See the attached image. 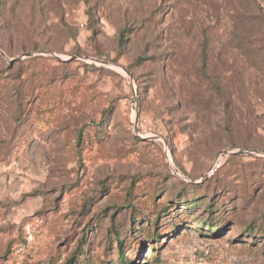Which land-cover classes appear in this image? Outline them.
Listing matches in <instances>:
<instances>
[{
    "label": "rangeland",
    "instance_id": "obj_1",
    "mask_svg": "<svg viewBox=\"0 0 264 264\" xmlns=\"http://www.w3.org/2000/svg\"><path fill=\"white\" fill-rule=\"evenodd\" d=\"M0 264H264V0H0Z\"/></svg>",
    "mask_w": 264,
    "mask_h": 264
},
{
    "label": "water",
    "instance_id": "obj_2",
    "mask_svg": "<svg viewBox=\"0 0 264 264\" xmlns=\"http://www.w3.org/2000/svg\"><path fill=\"white\" fill-rule=\"evenodd\" d=\"M1 52L3 53V50H1ZM34 55V53H28L27 56H32Z\"/></svg>",
    "mask_w": 264,
    "mask_h": 264
},
{
    "label": "trees",
    "instance_id": "obj_3",
    "mask_svg": "<svg viewBox=\"0 0 264 264\" xmlns=\"http://www.w3.org/2000/svg\"><path fill=\"white\" fill-rule=\"evenodd\" d=\"M124 39H122V41H123ZM211 212V211H210ZM124 259H123V263H125V257H123Z\"/></svg>",
    "mask_w": 264,
    "mask_h": 264
}]
</instances>
